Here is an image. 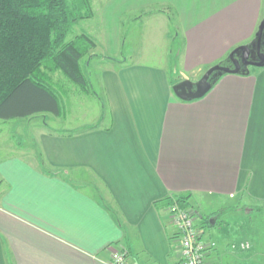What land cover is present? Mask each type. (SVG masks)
I'll use <instances>...</instances> for the list:
<instances>
[{
    "label": "crops",
    "instance_id": "0c3cea01",
    "mask_svg": "<svg viewBox=\"0 0 264 264\" xmlns=\"http://www.w3.org/2000/svg\"><path fill=\"white\" fill-rule=\"evenodd\" d=\"M160 4L180 22V80L146 61L97 57L111 61L98 66L101 91H83L88 103L79 107L89 118L63 128L45 123L39 158L0 151V264H106L113 248L127 249L131 264H184L165 201L185 195L198 222L215 221L200 227L214 244L208 264H218L226 227L240 230L227 220L216 231L220 218L264 216V67L223 75L201 99L183 101L173 90L252 43L264 0H133L107 10L108 38L119 42L126 10ZM240 249L250 252L244 264H264L257 243Z\"/></svg>",
    "mask_w": 264,
    "mask_h": 264
},
{
    "label": "rangeland",
    "instance_id": "374dc122",
    "mask_svg": "<svg viewBox=\"0 0 264 264\" xmlns=\"http://www.w3.org/2000/svg\"><path fill=\"white\" fill-rule=\"evenodd\" d=\"M131 1L133 0H90L93 17L82 20L69 36V40H73L77 35L87 34L97 45L95 49L91 50L89 56L82 60V67L90 80L91 86H89V93L91 95H95V93L101 91V87L97 83L99 76H101L98 66H103V68L109 67V65L106 64L111 61L110 59H116L121 63L128 62L130 65L138 61H146L149 65L167 67L175 81L180 80L181 72L186 71L181 63V57H179L180 50L184 49V38L174 8H167L160 4L145 7V9L141 7L126 10V13L121 16L119 42L108 38V31L111 30V26L105 25L104 23L107 10L109 9L110 12H112L116 6ZM152 12L157 13V16H150ZM159 18H166V20L163 21V19L161 20ZM161 21L166 25V29L168 28L170 33L165 34V32L162 31L160 25ZM158 29L160 30L159 32H157ZM179 32H181V37L179 36ZM153 38H155L154 41L151 40ZM165 50L169 52L168 58H165V56H157L162 55ZM90 56H92L91 60L89 59ZM101 56L102 58L107 57L110 59H104L103 61H106V63L102 64L101 60H98ZM97 57L99 58L97 59ZM187 74L189 77L193 78L192 73ZM49 81L60 96L62 113L65 114L66 117L63 116L59 120L54 121V116L52 114H42L37 115L32 122H30L31 118H18L12 120L0 119V151L10 146L11 148L14 147V149H25L27 155L39 158L41 157L38 144L40 140L39 136L41 135L40 132L44 130L43 126L45 123L48 124L50 129L63 128L67 126L70 121H73L75 124L83 123L82 121L85 119L86 115L85 108L79 107V104L88 103L87 100L86 102L84 101L88 99L83 92L84 90L73 83L59 70L49 74ZM71 97L77 99L75 107H71L73 104H71L72 99L69 100ZM78 107L81 108V111L78 110ZM86 116L87 118L90 117L88 115ZM76 119L79 120L77 121ZM230 211L233 212V207L227 209V212L232 214ZM227 220H229L231 228L234 229L236 227L240 230L239 234L236 235L232 234V231L230 233L229 228L226 227L227 230L221 242L223 245H218L219 243L215 241L218 245L217 247L215 246V256L218 264H230L231 262L244 264L250 252H240V245L243 241L257 243L258 250L263 254L264 259V216L260 213H256L250 217L247 216L245 212L244 214L238 213L234 216L220 218L219 224L217 223L216 227L213 228L218 231ZM199 222L198 225L202 224L207 227L203 220ZM234 244H237L239 247L234 249ZM177 246L179 247L178 244ZM247 246L248 245H246V249ZM233 255L236 257L234 258Z\"/></svg>",
    "mask_w": 264,
    "mask_h": 264
},
{
    "label": "trees",
    "instance_id": "16d2710c",
    "mask_svg": "<svg viewBox=\"0 0 264 264\" xmlns=\"http://www.w3.org/2000/svg\"><path fill=\"white\" fill-rule=\"evenodd\" d=\"M91 17L90 0H0V119L61 116L60 96L49 81L58 70L89 92L82 60L97 45L87 34L69 36ZM190 199L178 197L182 207ZM204 222L210 225L209 219Z\"/></svg>",
    "mask_w": 264,
    "mask_h": 264
},
{
    "label": "water",
    "instance_id": "95a60500",
    "mask_svg": "<svg viewBox=\"0 0 264 264\" xmlns=\"http://www.w3.org/2000/svg\"><path fill=\"white\" fill-rule=\"evenodd\" d=\"M250 67H264V19L252 43L237 47L225 62L209 69L199 81L184 80L176 84L173 90L183 101L201 99L223 75L249 73ZM210 223L214 224L215 221L212 219Z\"/></svg>",
    "mask_w": 264,
    "mask_h": 264
},
{
    "label": "built area",
    "instance_id": "2783aa9c",
    "mask_svg": "<svg viewBox=\"0 0 264 264\" xmlns=\"http://www.w3.org/2000/svg\"><path fill=\"white\" fill-rule=\"evenodd\" d=\"M173 200L167 209L169 219L175 228V238L180 247L183 263L208 264V251L214 244L207 243L205 232L198 225L197 212L190 205L182 207L178 197ZM106 264H131L129 251L125 248H113Z\"/></svg>",
    "mask_w": 264,
    "mask_h": 264
}]
</instances>
